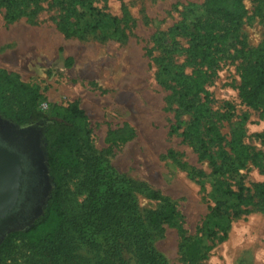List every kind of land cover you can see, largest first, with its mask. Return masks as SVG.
Wrapping results in <instances>:
<instances>
[{
  "label": "rangeland",
  "instance_id": "obj_1",
  "mask_svg": "<svg viewBox=\"0 0 264 264\" xmlns=\"http://www.w3.org/2000/svg\"><path fill=\"white\" fill-rule=\"evenodd\" d=\"M205 1L91 0L97 10L118 18L117 32L69 36L58 24L67 0L1 6L0 68L36 87V108L42 114L54 104L77 102L87 117L91 151L173 202L175 224L163 225L155 242L168 264H187L180 244L199 237L214 205V170L219 166L223 187L242 186L253 204L231 219L226 235L214 239L207 256L195 264H264V208L257 188L264 182V137L257 136L264 135V100L253 107L240 96L244 69L252 65L264 41V0H233L240 11L237 19L222 10H206ZM203 49L214 56L208 69L198 65ZM200 75L207 93L202 90L189 101L185 89ZM181 79L186 81L176 84ZM170 86L184 95L182 104ZM24 102L23 94L0 87V106L7 112L21 114ZM202 102L204 111L193 126L195 113L186 105ZM123 125L132 128V136L111 138ZM42 137L41 123L19 124L0 115V139L24 144L26 162L33 168L28 174L33 178L30 208L6 232L24 229L50 189ZM239 138L247 155L237 153L234 142ZM200 142L208 147L206 157L197 150ZM79 182L80 173L67 171L64 207L69 210L78 209L85 197ZM136 197L143 211L161 204L142 189ZM79 252L88 257L85 249ZM35 261L19 237L0 256V264Z\"/></svg>",
  "mask_w": 264,
  "mask_h": 264
},
{
  "label": "trees",
  "instance_id": "obj_2",
  "mask_svg": "<svg viewBox=\"0 0 264 264\" xmlns=\"http://www.w3.org/2000/svg\"><path fill=\"white\" fill-rule=\"evenodd\" d=\"M24 1L0 0V7L19 8ZM204 7L206 10L227 12L233 19L240 15L239 7L233 0H206ZM231 7L233 11H229ZM15 16L16 13L11 15ZM118 21L117 17L97 10L91 0H67L65 14L58 24L65 36L81 35L92 30H107L108 34H114L117 32ZM213 57L208 56L206 49H203L198 65H205L208 69L214 62ZM202 76L190 81L185 89L184 95L190 96L189 101L202 90L207 93L202 89ZM0 80V87L13 89L25 96L21 114L7 112L0 106V115L19 124H42L51 184L40 215L24 229L8 233L0 241V256L9 249L13 239L19 237L32 251L36 264H168L163 254L156 249L155 242L163 233V225L175 224L178 214L173 202L119 173L105 159L91 151L87 117L77 102L54 104L46 114H42L36 108L39 95L36 87L23 83L16 73L2 68ZM184 81L176 80V84ZM170 87L178 94L182 104L184 95L176 91L174 86ZM240 96L247 105L253 107L263 103L264 41L252 65L244 69ZM186 107L193 109L195 117L192 125L196 126L205 104L202 102ZM210 130L215 140L220 142L215 127ZM132 134V128L123 125L112 131L110 137L128 138ZM239 140L234 142L238 155H247L245 146ZM207 149L202 142L197 145L203 157L208 156ZM215 168L218 179L213 189L214 205L202 221L199 237L185 238L180 244L182 257L187 264H195L207 256L214 239L221 240L226 235L231 219L247 211L245 206L253 204L252 195L242 186L237 190L223 187V179H219L223 172L218 170L221 166ZM67 171L80 173L78 187L85 197L76 210L64 207ZM257 188L258 202L264 208V182L257 185ZM139 189L148 197L159 199V207L141 210L136 197ZM82 248L88 257L80 254Z\"/></svg>",
  "mask_w": 264,
  "mask_h": 264
},
{
  "label": "flooded vegetation",
  "instance_id": "obj_3",
  "mask_svg": "<svg viewBox=\"0 0 264 264\" xmlns=\"http://www.w3.org/2000/svg\"><path fill=\"white\" fill-rule=\"evenodd\" d=\"M42 136H43V134H42ZM41 146L43 147V150L45 151V143H44L43 137H42V145ZM0 147L5 148V149L9 150L11 153H13L14 155H16L18 162H19V165L22 169V173L19 175L18 193H17V197L15 200V205L13 206V208H11L9 210V212L3 218L0 219V237L3 239L8 233L12 232V231L6 232V229L8 227H10L13 223L17 222L19 219L23 218L25 213L30 208V203H31V199H30L31 194L30 193L32 192V188H30V187L32 185L31 180H33V178L31 176H28V174L31 170L30 167L32 168V165L29 166L28 162H26L29 160L27 158V155H25V145L24 144L22 146H20L16 143L5 142V141L0 139ZM48 192H49V190H48ZM48 192H47V194H48ZM47 194H46L44 203L41 206L39 213L31 219L30 223L36 217H38L40 215V213H41V211L45 205Z\"/></svg>",
  "mask_w": 264,
  "mask_h": 264
},
{
  "label": "water",
  "instance_id": "obj_4",
  "mask_svg": "<svg viewBox=\"0 0 264 264\" xmlns=\"http://www.w3.org/2000/svg\"><path fill=\"white\" fill-rule=\"evenodd\" d=\"M21 173L16 155L0 147V219L15 205Z\"/></svg>",
  "mask_w": 264,
  "mask_h": 264
}]
</instances>
